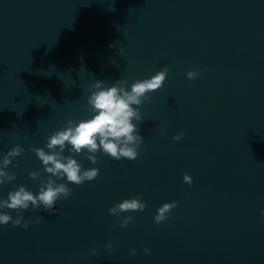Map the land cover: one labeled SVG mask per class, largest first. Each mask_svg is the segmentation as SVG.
I'll use <instances>...</instances> for the list:
<instances>
[{
	"label": "water",
	"instance_id": "1",
	"mask_svg": "<svg viewBox=\"0 0 264 264\" xmlns=\"http://www.w3.org/2000/svg\"><path fill=\"white\" fill-rule=\"evenodd\" d=\"M165 66L133 121L138 157L98 151L92 164L67 145L64 155L99 175L80 185L54 177L73 189L55 214L30 205L26 228L0 224V264H264V0H0V160L24 148L0 197L20 185L38 194L50 174L32 149L50 151L69 119L94 115L96 80L126 79L130 90ZM189 70L200 74L189 80ZM138 195L144 210L109 212Z\"/></svg>",
	"mask_w": 264,
	"mask_h": 264
},
{
	"label": "clouds",
	"instance_id": "2",
	"mask_svg": "<svg viewBox=\"0 0 264 264\" xmlns=\"http://www.w3.org/2000/svg\"><path fill=\"white\" fill-rule=\"evenodd\" d=\"M114 45H110L112 47ZM115 63V60L112 61ZM168 68L156 72L151 78L137 79L128 90V81L118 79L110 87H103V81L96 80L90 85L91 95L88 97L90 111L94 113L90 119H81L74 123L71 119L67 121V126L57 130L48 137L46 147L33 148L36 156L42 161L44 170L50 175L46 179H40V189L38 194L27 190L24 185L18 186L17 189L9 191L7 198L0 197V210L13 209L19 212V215L13 218L8 212L0 211V224L12 223L13 226L27 227L29 219L24 217L21 209L27 210L30 205L33 210L39 211L41 208L50 214H55L58 209L55 207L57 200L68 198L73 189L68 183H57L58 179L66 177L67 182L80 185L85 181H91L99 175V168L92 167L83 169L82 165L72 155H64V149L71 145L69 149L72 153H84L92 164H96L98 157L95 155L98 151L110 156L114 160L126 158L134 160L138 157L141 143L144 138L139 134L137 124L133 121H143L140 108L145 101H150V92L159 90L163 87L167 78ZM196 70H189L186 76L189 80L199 76ZM136 106V107H134ZM183 133H177L173 140L179 141ZM24 148L17 144L12 147L6 155L0 160V185L15 179V172L8 171V165L13 163V158L20 156ZM29 176L36 180L40 178L39 171H32ZM185 183L191 185L193 178L187 172L183 175ZM177 201L163 203L154 216L155 223L159 224L165 221L172 209L177 206ZM146 203L142 200L141 195L134 198H126L109 208V212L117 217L121 212L144 210ZM264 216V210H262ZM42 219V217H38ZM131 215L125 216L119 220V226L127 227L132 221ZM109 249L112 244L107 245ZM132 255L137 254L136 248H130ZM143 251L151 255L149 248L144 247ZM92 253L96 249H91Z\"/></svg>",
	"mask_w": 264,
	"mask_h": 264
}]
</instances>
